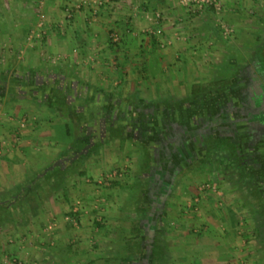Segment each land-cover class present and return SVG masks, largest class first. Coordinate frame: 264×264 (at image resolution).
I'll use <instances>...</instances> for the list:
<instances>
[{
    "label": "rangeland",
    "instance_id": "rangeland-1",
    "mask_svg": "<svg viewBox=\"0 0 264 264\" xmlns=\"http://www.w3.org/2000/svg\"><path fill=\"white\" fill-rule=\"evenodd\" d=\"M37 1L35 22L43 28L48 21L47 13L42 4L44 0ZM90 4L84 6L90 9L93 18L98 7ZM165 7L163 10L160 4L158 6L164 13L149 7L152 10L149 17L124 19L121 22L126 25L122 33L108 31L103 39L98 38L109 46L106 62L111 64L114 58L117 62L115 67H108L107 76L118 75L120 79L117 86L108 87L110 92L106 90L102 97H98L100 103H108L103 109L112 110L114 107L115 113L125 115L124 107L135 106L133 109L137 113H127L135 119L142 111L147 116V112L154 108L160 111L175 106L176 102L181 104L183 101L181 105L185 103L186 108L190 107L192 89L203 87L213 94L219 86H225L232 77L236 78L239 72L253 65L252 61L257 60L255 55L263 49L264 0H168ZM9 9L14 13L12 8ZM94 10L95 14L92 13ZM7 16L6 20H0V27L3 22L20 30V14L16 19ZM133 21L136 23L134 31L126 27H133ZM43 31L45 27L39 31L41 33L36 32L37 36L30 32L25 42L35 44L41 40L42 44ZM113 37L118 41L113 42ZM172 50L166 62L165 53ZM21 56L20 32L0 35V155L17 148L20 143V174L31 176L22 180L20 192L30 187L26 196L37 199L39 195L43 196L42 189H57L62 178V186L58 189L63 195L64 182L68 181L66 176L71 183L73 179L81 178L78 175L81 172H92L85 187L80 188L88 197L80 198L79 189V197L66 200L71 203L67 205L66 221L71 230L79 228L82 234H73L72 231L73 237H81L71 245L75 257L72 255L68 264H123L121 258L127 255L124 241L132 239L130 230L137 222L142 228L141 241L146 250L143 261L132 264H150V253L155 244L163 252L162 260L156 264H198L200 250L204 248L201 249L200 244L208 247L217 234L222 241L224 236L226 239L230 236L236 250L231 257L236 258L237 263L228 259V264H246L247 259H240L246 250L248 256L252 254L250 264H264V229L259 238L258 232L254 231L257 223L264 222V213L259 214L262 203L252 195L257 186L264 198V175H260L255 165L248 171L260 175L256 184L247 168L243 173L240 171L239 165L245 166L241 164L244 157L238 156L237 161L226 149L205 148L197 156L199 159H187L188 165H182L183 169L164 191L159 181H153L156 179L154 175L147 177L140 173L139 161L143 154L140 155V138L137 135L127 138L125 132L130 130L119 121L125 140L123 137L111 138L89 158L74 156L72 163L64 162V172H61L59 163L66 157L65 148L76 140L79 132L77 126L53 106L55 97L49 86L58 82L57 90H62L65 84L71 92L70 82L57 79L59 69L49 63V59L41 57L44 62L33 68L24 67L22 61L26 56ZM24 76H36L41 81L39 85L44 86V92L50 96L51 106L34 97L30 87L25 88L21 81ZM44 82L50 84L44 85ZM12 85L17 91H11ZM220 102L221 98L218 104ZM153 151L158 155L156 147ZM53 162L58 164L51 165ZM53 168L57 170L52 172ZM46 169L47 173L44 172ZM47 175L53 177L47 178ZM54 176L59 177V182ZM81 210L85 217H82L83 223L78 220ZM179 241L182 246L188 245V252L177 249L175 244Z\"/></svg>",
    "mask_w": 264,
    "mask_h": 264
},
{
    "label": "crops",
    "instance_id": "crops-1",
    "mask_svg": "<svg viewBox=\"0 0 264 264\" xmlns=\"http://www.w3.org/2000/svg\"><path fill=\"white\" fill-rule=\"evenodd\" d=\"M99 2L96 17L91 18L90 9L84 5H78V0H44L42 4L45 13H47L48 21L44 26L43 42L41 44V40H38L35 41V44H31L25 42V37L30 32L37 36L38 33L36 34V32L44 30V27L41 28L35 22V20L37 21L35 13L37 12L38 1L0 0V20H6L8 18L7 14L14 19L18 18L17 14H20V30H16L8 23L3 24L2 22L0 35L5 36L12 32H20L21 57L26 56V59L22 61L24 67H38L44 62L42 59L47 58L49 63L55 64L59 69L57 70L59 73L56 75L57 79L70 82L68 84L73 87H71L72 94L74 91V95L77 96L80 92L82 98L86 99L88 97L91 100L102 97L108 87L117 86L120 79L117 74L116 77L107 76L108 67H115L117 62L114 60L115 58L111 60V64L106 62L109 57L108 52L110 50L107 49L109 46L103 44L104 40L101 41L98 38L103 39L108 31L122 33L126 25L125 22H121L124 19L134 20L149 17V14L152 15V10L164 13L163 10L166 9L165 6H167L168 0H99ZM66 3L69 6L64 7ZM159 4L163 10L158 8ZM93 5L90 4L89 6L92 7ZM149 7L152 10H149ZM9 8H12L14 13ZM65 12H71L72 19L66 20ZM133 25V27H126L134 31L136 28L134 21ZM44 35H47L46 38ZM169 53L172 54L173 50L165 53L166 62L169 60L167 58L170 57ZM110 91L108 90V92ZM86 107L85 104L84 108ZM15 141L17 143L18 140ZM78 175H81V178L73 179L71 183L69 177L66 176L68 181L64 182L66 184H64L65 188L62 190L65 192L63 195L60 194L58 188L42 189V197L39 195L37 199L34 197L28 198L29 191L27 190L30 187L23 188V191L20 192L22 180L27 179V177L28 179L31 178L30 174H27V176H25V173L20 174V143H18L17 148L7 150V153H1L0 264H8L12 259L22 260L26 264H68L71 262L74 256L73 249H70L73 247L71 245L81 237L75 238L73 234H82L79 233V228V231L77 228L71 230L69 222L66 221L68 219L66 218L67 205L68 203L71 204L66 200H69V197L74 199L79 197L77 195H80L78 190L85 187V182L89 180L87 177L92 176V172H86L85 174L81 172ZM96 188L98 187L96 186ZM81 194L80 198L84 197L85 199V197H88V194L82 192V190ZM24 196L27 198L25 199ZM73 211L76 210L73 209ZM82 217L85 218L81 210L78 215V220L81 223H83ZM201 224L203 223L201 222ZM228 224L232 229V224L229 221ZM216 229L218 230V228ZM228 234L231 235L232 233L229 231ZM216 237L208 243V247L204 246L206 244H200L201 249L204 248L200 250L201 259H199L198 264H228V259H232L231 256H234L236 250L233 248L230 236H228V239H226L227 236H224V241H222L219 234ZM237 240L238 245H240L241 242L239 239ZM180 245L182 246L181 241L175 244L180 251L188 252V245L182 247ZM241 247V249L244 248ZM241 252L242 250H239V253ZM251 255L248 256L246 250L242 256L240 255V259H247L246 264H250ZM230 261L231 263H237L236 258Z\"/></svg>",
    "mask_w": 264,
    "mask_h": 264
},
{
    "label": "flooded vegetation",
    "instance_id": "flooded-vegetation-1",
    "mask_svg": "<svg viewBox=\"0 0 264 264\" xmlns=\"http://www.w3.org/2000/svg\"><path fill=\"white\" fill-rule=\"evenodd\" d=\"M252 63L253 65L239 72L236 78L232 77L225 86H219L213 94L209 91L200 99L197 98V103L187 107L189 111L195 112L194 116L185 118L183 109L182 115L177 119H169L166 110L161 109L164 111L162 115L166 124L157 121L159 131L150 130L152 119L158 120L150 112L140 119L128 120L127 112L119 115V119L116 118L135 137L137 135L143 139L144 133L151 134L152 138L150 137L147 145L151 154H155L153 147L157 148L156 170L159 173V178L153 181H159L164 191L169 188L174 176L183 169L182 165H188L187 159H199L197 156L206 148L203 142L211 137L228 138L240 153L238 156L244 157L241 164H245L247 171L255 165L264 175V70L257 60ZM210 94L217 98L213 108L208 107L207 103ZM220 98L221 102L218 104ZM235 99L236 102L233 101ZM144 126L148 127L143 129Z\"/></svg>",
    "mask_w": 264,
    "mask_h": 264
},
{
    "label": "trees",
    "instance_id": "trees-1",
    "mask_svg": "<svg viewBox=\"0 0 264 264\" xmlns=\"http://www.w3.org/2000/svg\"><path fill=\"white\" fill-rule=\"evenodd\" d=\"M255 59H257L258 63L261 64V68L264 70V46H263V49L260 50L259 53H257V55H255ZM21 79H22L21 81L23 82V83L22 82L21 83L25 86V88L26 87L31 88V91H32V94L34 95V97H36L40 102H43L46 106H48V105L51 106L50 96H48L46 94V92H44V86L39 85L41 82L40 80H38L34 76H24ZM45 82L42 84H44V85L50 84V83H45ZM57 83L54 85L51 84L49 86L53 91L52 92L54 94L53 96L55 97V98H53V101H54L53 103H55V104H53V106L54 105H55V107L57 106L59 111H61V114L66 116L70 120L72 125L74 124L77 126V131L79 132L77 137L75 136L76 140L74 139L75 141L72 144H69L65 148L66 157H64L62 160H60L61 163H59V164H61V172H64L63 167L67 161L69 163H72L75 160V157H78L79 159H85V158L91 157L93 154H95L97 152V150L103 145V143H106L111 138L116 137L119 139V137H123L122 133H124V129L119 127L118 123H120L119 122L120 120L116 119L117 117L119 119V115L122 112L120 114L115 113V111L113 110L114 107L112 110L103 109L104 105L108 104L106 101L104 103L98 104L97 102H100L98 100V98H93L92 100L88 97L86 99L85 98H78V97H80V92H78L77 96L74 95V91L72 94L70 91L67 90V87L65 88V86H66L65 84H64V86L62 85V87H61L62 90H57L56 89ZM37 88H39V89H37ZM74 89H76V88H74ZM11 91H17L14 88V85H12ZM22 92H24V91H22ZM68 92H70V94H68ZM208 92H209L208 89L203 88V87H198V88L192 89V91L190 93V95H191L190 97H193L191 99L193 103H189V104H191V106L194 105L195 102L197 103L196 98L205 96L206 94H208ZM56 99H57V101H55ZM193 99H194V101H193ZM216 99L217 98L215 96L208 97V102H207L208 107L213 108L214 103L217 102ZM182 102H181V104H182ZM87 103H88L87 107L84 108L85 104H87ZM100 104H101V106H100ZM102 104H103V106H102ZM179 104L180 103L176 102V103H174L175 106H172L170 108H168V107L163 108L168 113L167 116H169V119H177L179 116H181L183 108L185 109V118H190L191 116L195 115L194 111H189V109H187L185 107L186 106L185 103H184V105H181V104L179 105ZM197 106H201V105L198 104ZM124 108H127V107H124ZM124 108L122 109V110H124L123 112H127V113L135 112V113H137L136 109L135 110L133 109V108H135V106L128 107L129 110L124 109ZM160 111H158L157 108H154L151 110L150 113L153 114V116L156 115L158 117V120L152 119V123H151L152 125L150 127V130L151 129L154 131L158 130V126L156 125L157 121H158V123L162 122L163 124L166 122L164 115H162V113L164 114V111H161V112ZM145 114L146 113H144L142 111L141 113H139L137 115V117H135V119H140V117H142L143 115L145 116ZM130 116L131 115H129L128 120L131 119ZM132 119H134V117H132ZM83 124L85 126L84 129L82 128ZM115 125H117L116 129L113 128V126H115ZM147 127L144 126L143 129H146ZM73 133L75 135V129H73ZM125 133H127V138L134 136L132 134V131H128ZM150 133H152V132H150ZM68 134H69V132H68ZM150 137H151V134H149L147 132V133H144L142 135L143 139H140V144L142 146L141 151H140V155L142 154L141 152H143V154H142V156H140L139 171L144 176L149 177L151 175V177H152V175H154L155 178L158 179L159 176H157V175H159V173H157L158 171L156 170V166H158V164H156L157 163L156 162L157 156L155 154H151L152 152H151L149 146L147 145V142L150 140ZM213 138L214 137L205 139L204 144L206 145L205 146L206 148H212L214 150H220V151L226 149L227 151H229L230 157L232 155L233 159L238 161L239 158H238L237 153H239V152L236 151L237 148L233 145V143L228 138H217L216 140ZM124 140H125V138H124ZM143 140H145V141L143 142ZM54 162L51 165H54L55 164ZM256 163H258V162L256 161ZM57 164L58 163L56 162L55 165H57ZM239 166L241 168V170H240L241 173L245 172L246 167L243 165H239ZM47 168L49 169V166ZM48 169L44 170V172L47 173ZM51 170H52V172H54L57 169L53 168ZM46 173L44 175H46ZM260 175H261V171H260ZM260 175L259 174L257 175V172L256 173L254 172L253 175L251 174V172H249V176L254 183H255V181H257V179ZM261 176L263 177V175H261ZM46 177L50 178V177H53V175L52 176L47 175ZM54 177L59 182V177L58 176H54ZM61 180H62V178L60 179V182L58 183L57 188H61V186H62ZM259 190H258L257 186H255L252 195L256 200L259 201V203H262V208L259 211V214L262 215V213H264V203H263L264 198L262 196V193ZM140 209H142V208H138V210H140ZM160 218H162V217H160ZM235 218L236 217H234V220H235ZM263 229H264V222L262 224H260V223L256 224L254 231L258 232L257 233L258 238L261 237V233H262ZM130 233H131L132 239H130V240L126 239L124 241L126 248H127L126 249L127 255H125L121 258V261L123 262V264H132V263H135L138 261H143V259L145 257V250L146 249H145L144 243H142V241H141L142 228H141V225L139 222L135 223L132 226ZM130 241H133V243L130 244ZM150 254L152 257V258H150V261H149L150 264H156L157 262H160L163 258L162 257L163 256L162 248L160 246H158L157 244H155L152 247Z\"/></svg>",
    "mask_w": 264,
    "mask_h": 264
},
{
    "label": "built area",
    "instance_id": "built-area-1",
    "mask_svg": "<svg viewBox=\"0 0 264 264\" xmlns=\"http://www.w3.org/2000/svg\"><path fill=\"white\" fill-rule=\"evenodd\" d=\"M78 1H79L80 5H85V4H89V3H91V4H95L96 6H98V5L100 4L99 0H78ZM95 12H96V11L94 10L93 13L95 14ZM70 13H71V12H68V13H67V16H68V17H71V16H70ZM112 41H113V42H117V41H118L117 37H113V38H112ZM8 264H22V263L18 262V261L15 260V259H12V260H10V261L8 262Z\"/></svg>",
    "mask_w": 264,
    "mask_h": 264
}]
</instances>
